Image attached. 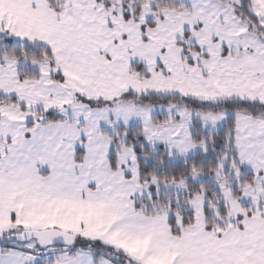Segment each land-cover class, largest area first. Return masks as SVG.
I'll return each instance as SVG.
<instances>
[{
  "label": "snow or ice",
  "instance_id": "6c2138e0",
  "mask_svg": "<svg viewBox=\"0 0 264 264\" xmlns=\"http://www.w3.org/2000/svg\"><path fill=\"white\" fill-rule=\"evenodd\" d=\"M0 264H264V0H0Z\"/></svg>",
  "mask_w": 264,
  "mask_h": 264
}]
</instances>
